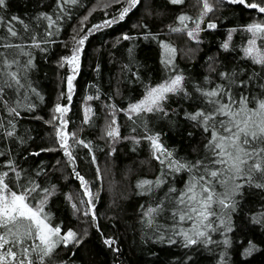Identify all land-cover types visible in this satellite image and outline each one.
<instances>
[{
    "label": "trees",
    "instance_id": "obj_1",
    "mask_svg": "<svg viewBox=\"0 0 264 264\" xmlns=\"http://www.w3.org/2000/svg\"><path fill=\"white\" fill-rule=\"evenodd\" d=\"M208 4L212 11L205 13L203 0L181 4L140 0L123 21L98 30L93 26L117 16L126 6L124 0H77L63 4L62 10L57 0H6L0 8V44L21 45L22 49L0 46V53L9 61H18L11 71L18 73L24 85L5 87L0 93V172L7 171L6 182L14 184L15 175L7 167L12 161L20 172L19 184L38 185L32 196L47 195L44 212L52 226H59L61 235L72 230L80 241L59 244L45 264H264V177L258 172L251 180L241 175L229 181L227 189L217 184L216 191H227L226 202L234 206L214 204L216 215L205 222L212 227H201L207 236L196 237L189 231L197 243L185 246L179 233L191 229L192 221L173 217L174 201L190 178L203 169L175 171L165 156L155 158L160 154L154 155L147 139L158 135L172 159L181 163L207 162L211 132L188 118L198 110H211L210 98L202 92L219 87L237 101L243 94L249 107L264 99V66L254 64L244 53L251 38L245 28L264 23V13L229 0H208ZM41 14L52 17V27ZM181 15L191 18L185 21L186 28L178 19ZM13 16L23 23L13 21ZM196 23L200 29L193 38L187 33ZM209 23L216 27L209 28ZM10 25L17 36L9 34ZM85 35L69 101L66 78L73 73L67 64L60 65L80 47L77 41ZM225 42L229 43L227 49L223 48ZM162 43L175 49L167 65L162 63ZM261 43L257 39V46ZM29 60L31 66L25 70ZM176 75L184 77L183 90L168 94L161 111L129 118L125 110L144 96L147 87ZM215 99L228 102L227 96ZM57 104L69 109L63 114V126L61 114L55 112ZM12 108L19 115L10 113ZM87 109L91 111L85 122ZM113 120L112 126L119 130L115 138L107 136ZM61 128L69 136L74 160L60 147L57 130ZM9 132L13 134L9 136ZM80 140L89 147L78 143ZM76 173L87 181L91 205L81 203L89 197ZM143 180L153 181L151 191L138 187ZM236 185L240 187L234 191ZM150 208L162 210L149 217ZM105 239L114 243L109 246ZM252 245L254 250L246 254Z\"/></svg>",
    "mask_w": 264,
    "mask_h": 264
},
{
    "label": "snow or ice",
    "instance_id": "obj_2",
    "mask_svg": "<svg viewBox=\"0 0 264 264\" xmlns=\"http://www.w3.org/2000/svg\"><path fill=\"white\" fill-rule=\"evenodd\" d=\"M75 4L77 0H57L58 7L63 9V4L67 3ZM117 3L120 0H116ZM126 6L123 7L117 16H114L111 20H106L103 25H94L95 29H100L105 26H111L114 23L123 21L126 15L135 8L140 0H124ZM184 0H171L173 4H181ZM229 3L243 5L248 9H256L260 13H264V0L260 3L249 2V0H229ZM6 4V0H0V8H3ZM203 7L205 13L212 11L211 6L208 4V0H203ZM44 19L49 21V27L55 23L51 16L47 14H41ZM203 15V14H202ZM13 21L23 23L19 17L13 16ZM87 17H85V20ZM181 24L186 28L185 21L191 19L188 16L181 15L179 18ZM209 28H215L213 23L208 24ZM27 28V25H25ZM200 29V23H196L195 29L189 31L187 34L190 37L195 38L198 35ZM172 31H182L181 28H172ZM92 31V29H89ZM232 31H235L234 29ZM245 31L251 33V38L248 41V46L244 48L245 56L250 58L254 64L264 66V23H252L246 26ZM8 32L12 37L17 36V31L11 25L8 27ZM51 35V33H49ZM231 32L228 34V41L231 40ZM35 42V37H32ZM87 39V35L80 38L77 44L80 47L74 48L72 55L64 57L61 62V67L67 64L72 75L67 76V99L71 101V93L73 91V79L74 74L79 68V53L82 50V46ZM124 39H130L128 36H124ZM257 39L262 41L261 45L257 46ZM2 47L18 48L21 49V45L12 44H0ZM38 47L39 44H34ZM164 50V58L162 63L170 64L172 57L175 53V49L170 45L161 44ZM229 43L225 42L223 48L227 49ZM22 50V49H21ZM18 64V61L13 59L9 61L3 53H0V93L3 92L5 87L12 88L13 85L23 88L24 85L20 83L18 73L11 71L13 65ZM31 66V60L25 65V70ZM7 77V79H3ZM182 75H176L174 78H169L155 86L147 87L142 99L136 103L129 105L127 111L129 112V118L131 114L139 115L141 113H152L153 111H161V102L167 98L168 94H175L183 90ZM243 85V82H241ZM33 91H35L33 89ZM63 95V94H62ZM202 95L210 98L208 103L212 105L210 111L198 110L195 113L188 114V118L193 121H197L202 124L205 132H211L206 148L209 151L210 158L205 161H196L195 164L181 163L178 160L172 159V153L167 151L159 141V136H148L147 139L151 142V146L154 152L159 153L156 155V159H160V156H165L169 160V167L179 172L181 169H188L191 171L193 168L199 170L203 169L202 173L197 176L193 175L185 189L176 197L174 203L177 205L172 215L175 218L177 215L180 222L192 221V228L188 231L181 230L182 235L186 241L185 246L197 243V239H193L189 235V231L194 232L196 237H206L207 232L201 230V227L211 228L212 224L205 223L210 220V217L216 215L213 209L214 204H219L223 208L233 207L234 205L227 203L229 194L225 191L223 194L216 191V185L227 189L229 181L235 180V178L245 175L252 179L253 173H260L264 177V99L256 100L254 107H249V99L246 95H241L237 101L230 92H224L222 88L214 89L211 91L202 92ZM227 96L228 102H222L221 99H215L217 97ZM2 99V97H0ZM92 99L91 96L88 97ZM67 106H61L57 104L55 112L61 114V125H65L63 121V114L68 111ZM91 109L85 111V122L88 120V112ZM10 113L16 112L15 108L10 109ZM55 119V117H54ZM115 124V120L109 125L107 130V136L115 138L119 136V130L112 125ZM13 133L9 132L11 136ZM57 137L59 139L60 147L64 150V154L69 157L70 160H74L72 153L69 150L68 139L69 136L63 131V128L57 130ZM75 137V134H72ZM78 143L84 144L83 140ZM85 147H89L88 144H84ZM52 149H48L51 151ZM44 151V150H42ZM2 155V153H0ZM39 155V153H35ZM93 161L95 157L93 156ZM161 164L164 160H160ZM7 167L15 175V183L10 185L6 182L9 173L7 171L0 172V264H45L46 258H50L53 251L57 246L63 243L65 246L69 243H77L80 241L77 239V234L72 230H68L65 234L61 235V228L59 226H52L50 217L44 212V206L47 201V195L43 198L32 196L31 194L37 192L38 185L34 187H28L18 183L20 180V172H18L12 161L7 163ZM80 179L82 185H84V194L89 197L88 201H81L91 205L93 203L91 197L92 193L88 188L87 181L84 180L79 173H76ZM161 181L155 182L156 186H159ZM153 181L143 180L138 184L141 189L151 191ZM260 186V185H258ZM240 185L235 186V190H238ZM19 189V191L14 190ZM48 194V189L42 190ZM170 192H175V189H170ZM223 195L224 198H220ZM35 201V202H34ZM75 208L76 206L73 205ZM162 208H150L146 215L151 217L153 213L161 211ZM88 211L84 212V215H88ZM149 225L152 220L149 219ZM223 223V221H221ZM174 242V241H172ZM104 243L111 246L114 241L105 239ZM228 243L227 240L224 241ZM255 246L252 245L249 249H246V254H251Z\"/></svg>",
    "mask_w": 264,
    "mask_h": 264
},
{
    "label": "rangeland",
    "instance_id": "obj_3",
    "mask_svg": "<svg viewBox=\"0 0 264 264\" xmlns=\"http://www.w3.org/2000/svg\"><path fill=\"white\" fill-rule=\"evenodd\" d=\"M102 1H103V0H100V2H102ZM247 46H248V44H247ZM142 98H143V97H142ZM142 98H141V99H142ZM127 109H128V108H127ZM127 109L125 110V112H127V113L129 114V112L127 111Z\"/></svg>",
    "mask_w": 264,
    "mask_h": 264
}]
</instances>
